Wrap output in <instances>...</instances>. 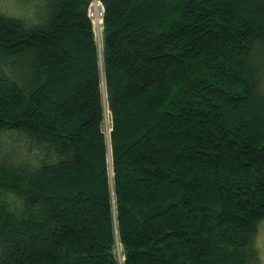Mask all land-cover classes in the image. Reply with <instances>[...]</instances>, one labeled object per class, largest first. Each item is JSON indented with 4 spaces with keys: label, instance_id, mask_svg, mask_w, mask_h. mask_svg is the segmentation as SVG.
Instances as JSON below:
<instances>
[{
    "label": "trees",
    "instance_id": "16d2710c",
    "mask_svg": "<svg viewBox=\"0 0 264 264\" xmlns=\"http://www.w3.org/2000/svg\"><path fill=\"white\" fill-rule=\"evenodd\" d=\"M11 2L0 264H260L264 0Z\"/></svg>",
    "mask_w": 264,
    "mask_h": 264
},
{
    "label": "rangeland",
    "instance_id": "374dc122",
    "mask_svg": "<svg viewBox=\"0 0 264 264\" xmlns=\"http://www.w3.org/2000/svg\"><path fill=\"white\" fill-rule=\"evenodd\" d=\"M11 3H12L11 0H0V8L2 9L3 7H6V5L12 6ZM10 10H12V9H10ZM92 15H93V18H95L96 16H99V18H100L98 8L93 9ZM100 22H101V18H100ZM97 25L98 24L95 22L94 34H95L96 41L99 43L101 40V35H102V27L100 25L99 29L96 30L98 28ZM105 110H106V108H105ZM106 113H107V110H106ZM103 128H104V132L108 136V133H109V117H108V114H106V118L104 120ZM257 244H258V249H259L260 264H264V224L262 225L261 230L259 232V235L257 238ZM115 256L117 257L118 261H120V263H122L123 258H122V249H121L120 245H117L115 248Z\"/></svg>",
    "mask_w": 264,
    "mask_h": 264
},
{
    "label": "built area",
    "instance_id": "2783aa9c",
    "mask_svg": "<svg viewBox=\"0 0 264 264\" xmlns=\"http://www.w3.org/2000/svg\"><path fill=\"white\" fill-rule=\"evenodd\" d=\"M97 8H98V12L100 14V18H102V9H101L99 3L97 2V0H94V3L91 6V9H90V12H89L90 18L92 19L94 25H95V20L93 18L92 12H93V9H97Z\"/></svg>",
    "mask_w": 264,
    "mask_h": 264
},
{
    "label": "bare ground",
    "instance_id": "6f19581e",
    "mask_svg": "<svg viewBox=\"0 0 264 264\" xmlns=\"http://www.w3.org/2000/svg\"><path fill=\"white\" fill-rule=\"evenodd\" d=\"M94 20H95V22L98 24V25H97L98 28L96 29V30H98V29H99V26L101 25V22H100V18H99V16H96V17L94 18Z\"/></svg>",
    "mask_w": 264,
    "mask_h": 264
},
{
    "label": "water",
    "instance_id": "95a60500",
    "mask_svg": "<svg viewBox=\"0 0 264 264\" xmlns=\"http://www.w3.org/2000/svg\"><path fill=\"white\" fill-rule=\"evenodd\" d=\"M97 44H98V42H97ZM99 45V44H98ZM106 113V112H105ZM105 118H106V114H105ZM107 138H108V136H107ZM110 178H111V184H112V171H110ZM118 245V244H117ZM119 263H120V261H119ZM121 264V263H120Z\"/></svg>",
    "mask_w": 264,
    "mask_h": 264
}]
</instances>
